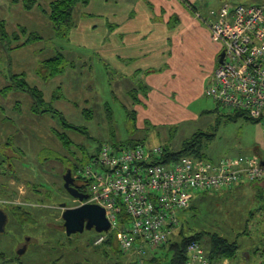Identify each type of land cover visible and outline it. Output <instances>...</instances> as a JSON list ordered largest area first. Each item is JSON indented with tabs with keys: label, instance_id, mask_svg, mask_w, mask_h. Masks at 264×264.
Wrapping results in <instances>:
<instances>
[{
	"label": "rangeland",
	"instance_id": "374dc122",
	"mask_svg": "<svg viewBox=\"0 0 264 264\" xmlns=\"http://www.w3.org/2000/svg\"><path fill=\"white\" fill-rule=\"evenodd\" d=\"M231 1L233 6L264 8V0ZM20 13L17 15L12 9L6 18L9 34L18 32L22 26L31 32H39L43 40L15 50L7 49V43L0 42V75L4 73L10 78L13 74H26V81L37 86L64 120L81 132H66L73 142L66 148L57 138L58 133L65 132L61 121L52 114L34 115L31 112L33 100L28 93L18 91L10 95L7 105L0 103V209L11 215L6 231L0 232V253L4 257L0 258V264H143L118 250L106 256L102 249L104 242L95 245L100 235L95 230L67 238L61 229L64 222L60 205L76 207L80 204L63 191V177L74 162L83 165L87 159L97 156L103 143L121 145L130 142L148 148L162 146L175 153L181 151L194 134L201 133L194 151L184 156L196 157L200 151L202 157L214 162L235 157L264 159V119L234 116V112L232 118H228L226 113L216 110L214 104L215 111L205 106L204 111L199 109L197 119L174 126L152 120L140 122L143 114L134 112L127 98L117 95L112 99L114 77L111 68L108 70V89L104 91L106 98L103 95L106 75L102 72L105 65L100 66V62L94 61L93 65L84 66V63L89 64L88 58L80 64L73 55L65 56L67 69L64 75L44 82L37 77L35 68L43 60L60 53L67 40L54 37L52 24L38 7L31 12L21 9ZM40 25H44L47 32H40ZM71 51L88 52L74 44H71ZM98 94L103 104H100ZM205 99L200 103H207ZM34 184L42 190L41 195L29 187ZM17 210L23 218L24 214H29L35 224L16 225L18 220L14 211ZM179 218L186 229L218 234L228 239L229 245L236 246L235 257L222 259L218 264L264 262L262 183H243L228 191L195 194L191 206L180 211ZM195 231L187 233L192 235ZM209 235L201 243L206 253L210 247V243H206ZM28 238L30 243H26ZM4 259L8 262L4 263Z\"/></svg>",
	"mask_w": 264,
	"mask_h": 264
},
{
	"label": "built area",
	"instance_id": "2783aa9c",
	"mask_svg": "<svg viewBox=\"0 0 264 264\" xmlns=\"http://www.w3.org/2000/svg\"><path fill=\"white\" fill-rule=\"evenodd\" d=\"M212 39L225 52L207 89L217 110L264 119V8L224 3L210 24ZM264 159L235 157L214 162L183 156L166 158L162 146L124 148L103 143L97 156L75 178L88 190L84 204L105 210L121 251L140 262L166 245L181 228L179 212L195 194L232 190L243 183H262ZM187 264H210L200 243L187 249ZM264 264V262L262 263Z\"/></svg>",
	"mask_w": 264,
	"mask_h": 264
},
{
	"label": "crops",
	"instance_id": "0c3cea01",
	"mask_svg": "<svg viewBox=\"0 0 264 264\" xmlns=\"http://www.w3.org/2000/svg\"><path fill=\"white\" fill-rule=\"evenodd\" d=\"M13 1L0 0L1 20L6 21L12 9L17 15L23 9L21 2ZM230 1L91 0L87 6H78L76 26L66 38L62 51L54 57L62 55L65 59V56L73 55L80 64L88 58L89 64L84 63V66L93 65L94 61L100 62V66L105 65L102 69L106 75L103 95L108 89V70L111 68L114 77L112 99L117 95L127 98L134 107L133 111L143 114L140 122L152 120L174 126L197 119L199 109L204 111L206 106L214 110L215 107L206 92L219 65L222 48L212 39L210 24L217 19L220 7L232 3ZM8 10L9 14L6 13ZM40 26V32H47L44 25ZM71 44L84 48L87 54L72 53ZM66 69L59 76L64 75ZM11 77L4 73L0 75V103L4 105L8 104L10 95L18 93H4L12 85ZM204 99L207 103L201 104ZM4 214L6 229L11 223V215ZM63 234L67 236L65 229ZM28 239L26 243L31 242Z\"/></svg>",
	"mask_w": 264,
	"mask_h": 264
},
{
	"label": "trees",
	"instance_id": "16d2710c",
	"mask_svg": "<svg viewBox=\"0 0 264 264\" xmlns=\"http://www.w3.org/2000/svg\"><path fill=\"white\" fill-rule=\"evenodd\" d=\"M14 3H22L23 9L27 12H31L35 8H39V10L43 13L44 16L48 18L50 23L52 24V29L54 32V37L59 39H66L70 33L75 28V12L78 6H87L91 0H14ZM47 7V8H46ZM43 40V36L39 32H31L26 27H20L18 32L9 34L7 30V23L4 20L0 19V42H6L7 48L12 49L13 47H27L33 43L40 42ZM3 45V44H1ZM14 45V46H13ZM5 47V46H4ZM66 60L62 55H58L56 57L50 58L46 61L40 63V65L36 69V74L44 81H49L56 76L61 75L66 69ZM12 85L9 88H6L4 93H9L11 91H20L24 93H28L32 100L31 112L34 115H46L52 114L54 118L61 121V125H63L64 133H58L57 138L63 144L64 147L69 148L73 143L71 138L67 135V131L72 130L71 132H81L78 127H75L69 124L64 120L63 115L57 111L55 108L51 106L49 102L45 100L44 93L37 87L32 86L26 81L25 74L21 75H12L11 77ZM236 115L241 116L244 115L239 112H234ZM232 113L225 114L226 117L232 118ZM85 115V114H84ZM202 134L197 133L193 136L192 139L187 141L184 145V148L179 151L172 153L169 149L166 150V158L177 159L183 157L184 154L188 152L194 151V148L199 142ZM136 143L126 142L121 145H114L117 147L129 148L133 146H137ZM196 157L204 158L200 151H197ZM60 160V158H55ZM91 158L87 159L83 165H79L74 162V164L69 168L72 171L73 176L76 175L77 171L80 168H83ZM209 160V159H208ZM79 180V179H78ZM81 182V181H80ZM82 183V182H81ZM84 186V185H83ZM34 192L38 193V195L42 194V190L39 186L33 185L29 186ZM86 188V186H84ZM63 191L67 193L63 186ZM68 194V193H67ZM49 197V194H46ZM0 212H5L0 209ZM16 214V218L18 222L16 225L21 226L25 222H33V219L29 214H24L25 218L21 217L22 214L20 212L14 211ZM21 217L22 222L19 220ZM62 232H64L63 224H61ZM196 229L185 228L183 225L180 228V231L172 237V239L162 247L158 248L156 251H150L148 255L144 258L143 264H187L188 256L187 249L188 246L193 243H202L204 239L210 234L206 231H195L192 235H188V231ZM209 240L206 243H210V247L208 249V253H206L207 258L209 259L210 264H218L222 259L231 258L233 259L237 253L236 246L230 244L228 239L218 235L211 234L209 235ZM65 237V236H64ZM68 238V237H67ZM104 248H102L105 252L106 256H110V252H114L118 250L119 253L124 254L120 247L119 243H117L116 237L114 234L108 235L107 239L103 243ZM118 245V246H117ZM119 248V249H118ZM101 249V247H99ZM125 255V254H124ZM1 260L4 258L3 254L0 253ZM8 262L5 261L4 263ZM58 264V263H54ZM80 264V263H79Z\"/></svg>",
	"mask_w": 264,
	"mask_h": 264
},
{
	"label": "water",
	"instance_id": "95a60500",
	"mask_svg": "<svg viewBox=\"0 0 264 264\" xmlns=\"http://www.w3.org/2000/svg\"><path fill=\"white\" fill-rule=\"evenodd\" d=\"M224 58L225 52L222 51L219 57V64L224 61ZM261 164L264 166V161ZM63 181L67 193L80 202L76 207H67L66 204L60 205L63 210L62 219L66 235L71 237L92 230L99 234L108 233L111 227L106 218L105 210L96 204H84V201L88 199V195L79 192L75 186V178L71 170L67 171ZM5 225L6 216L4 212H0V232L5 230Z\"/></svg>",
	"mask_w": 264,
	"mask_h": 264
},
{
	"label": "flooded vegetation",
	"instance_id": "af4514ba",
	"mask_svg": "<svg viewBox=\"0 0 264 264\" xmlns=\"http://www.w3.org/2000/svg\"><path fill=\"white\" fill-rule=\"evenodd\" d=\"M73 177L75 178V176ZM75 186L78 188L80 193L88 195V190L84 188L83 184L77 178H75ZM20 252H22V250H20Z\"/></svg>",
	"mask_w": 264,
	"mask_h": 264
}]
</instances>
